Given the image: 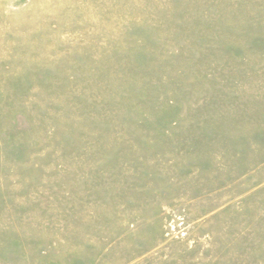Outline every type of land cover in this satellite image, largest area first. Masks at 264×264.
<instances>
[{"label":"rangeland","instance_id":"rangeland-1","mask_svg":"<svg viewBox=\"0 0 264 264\" xmlns=\"http://www.w3.org/2000/svg\"><path fill=\"white\" fill-rule=\"evenodd\" d=\"M0 264H264V0H0Z\"/></svg>","mask_w":264,"mask_h":264}]
</instances>
